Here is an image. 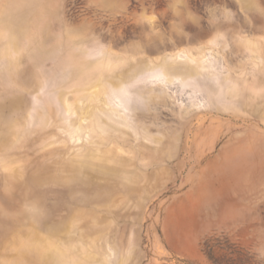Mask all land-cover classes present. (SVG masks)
<instances>
[{
  "label": "rangeland",
  "instance_id": "rangeland-1",
  "mask_svg": "<svg viewBox=\"0 0 264 264\" xmlns=\"http://www.w3.org/2000/svg\"><path fill=\"white\" fill-rule=\"evenodd\" d=\"M0 264H264V0H0Z\"/></svg>",
  "mask_w": 264,
  "mask_h": 264
},
{
  "label": "bare ground",
  "instance_id": "bare-ground-1",
  "mask_svg": "<svg viewBox=\"0 0 264 264\" xmlns=\"http://www.w3.org/2000/svg\"><path fill=\"white\" fill-rule=\"evenodd\" d=\"M171 65V64H170ZM165 66V65H164Z\"/></svg>",
  "mask_w": 264,
  "mask_h": 264
}]
</instances>
